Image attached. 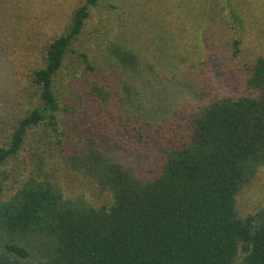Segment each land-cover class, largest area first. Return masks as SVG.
Wrapping results in <instances>:
<instances>
[{"label":"trees","instance_id":"trees-1","mask_svg":"<svg viewBox=\"0 0 264 264\" xmlns=\"http://www.w3.org/2000/svg\"><path fill=\"white\" fill-rule=\"evenodd\" d=\"M222 1L228 22L242 26L240 11ZM97 3L83 0L65 32L47 44L43 65L30 78L37 103L0 146V264H264V206L239 217L235 205L237 194L264 166V55L247 66L248 93L215 95L185 112V141L160 145L157 176L139 177L132 166L103 152L92 137L64 156L63 164L95 183L106 198L96 205L81 195L69 198L60 189L48 152L51 143L57 149L62 143L57 77L62 71L69 74L67 55ZM240 42L235 34L233 57ZM135 50L118 36L104 45L99 60L136 74L153 69ZM78 56L83 74L95 69L87 52ZM149 86L126 80L117 91L153 107L172 96ZM93 91L105 100L110 95L100 85H93ZM133 116L127 119L143 137L144 122ZM51 131L53 140L48 139ZM30 132L34 167L5 198V165L21 154Z\"/></svg>","mask_w":264,"mask_h":264},{"label":"rangeland","instance_id":"rangeland-1","mask_svg":"<svg viewBox=\"0 0 264 264\" xmlns=\"http://www.w3.org/2000/svg\"><path fill=\"white\" fill-rule=\"evenodd\" d=\"M82 3L0 0V146L7 142L17 120L37 103L31 73L43 65L47 44L65 32L74 10ZM219 3L98 0L67 55L69 74L62 71L57 77L62 143L58 149L51 143L48 152L56 163L55 176L66 196L81 195L96 205L106 198L107 193H101L95 183L63 164L64 156L83 148L92 137L113 160L132 166L143 179L153 178L159 174L162 161L160 145L185 141L184 114L188 109L215 95L248 93L244 84L247 66L264 55V0H225L228 9L231 5L241 13L242 26L235 28ZM235 34L241 42L238 56L233 57ZM118 36L136 47L143 62H149L153 69L143 68L136 74L113 62L102 65L101 50ZM79 52L92 57L93 71L84 68L88 72L83 74ZM126 80L137 85L141 82L144 88L150 85L157 91L164 89L172 96L161 107L136 101L133 95L124 98L117 90ZM93 85L109 89V97H98L92 92ZM130 115L144 122L143 137L132 128L127 119ZM133 123L139 126L137 121ZM53 134L49 133V140H53ZM32 135L28 134L21 154L5 165L9 174L5 198L34 167L29 149ZM235 205L239 217L254 214L264 206V166L237 194Z\"/></svg>","mask_w":264,"mask_h":264}]
</instances>
